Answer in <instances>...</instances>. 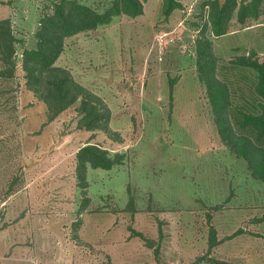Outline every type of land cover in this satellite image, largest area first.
Returning <instances> with one entry per match:
<instances>
[{"label": "rangeland", "instance_id": "1", "mask_svg": "<svg viewBox=\"0 0 264 264\" xmlns=\"http://www.w3.org/2000/svg\"><path fill=\"white\" fill-rule=\"evenodd\" d=\"M54 1L0 0L18 41L15 76L0 80V92L12 90L0 98V264H264V184L220 141L198 80V25L213 0H175L169 16L164 0H146L141 15L64 40L54 67L109 113L95 131L80 129L78 101L48 122L25 84L22 51L34 47ZM78 1L102 12L113 0ZM206 36L231 111L251 112L260 101L255 73L231 61L264 59V8L243 25L233 17L222 37ZM87 144L126 158L111 170L87 167L90 202L80 212L76 153Z\"/></svg>", "mask_w": 264, "mask_h": 264}, {"label": "trees", "instance_id": "2", "mask_svg": "<svg viewBox=\"0 0 264 264\" xmlns=\"http://www.w3.org/2000/svg\"><path fill=\"white\" fill-rule=\"evenodd\" d=\"M145 1L113 0L111 5L99 12L78 0H56L43 11L34 32V47H25L22 51L21 62L25 72V84L46 105L48 122L78 101V111L82 114L80 129L95 131L106 128L109 120L108 111L98 106L99 100L96 97L86 96V90L77 84L66 70L54 67V64L63 51L66 38L109 25L113 18L120 15L131 18L141 15ZM205 4L207 14L203 24L198 25L201 37L196 40L195 45L198 80L207 88L208 101L212 108L220 141L236 158L246 163L251 178L264 184V59L259 61L256 57H252V54L243 55L231 61V64L255 73L254 92L255 96L260 99L251 112L231 111L229 91L225 83L216 77L212 45L206 36L208 31L215 38L226 35L228 24L233 17L241 25L247 20L258 19L260 10L264 8V0H242L240 2L224 0L222 3L213 0ZM178 8L180 4L175 0H164L161 10L165 16H169ZM200 18H203L202 14ZM17 42L10 20L0 19V80L3 82H8L15 76ZM173 84L171 83L170 87ZM11 92L10 88L2 89L0 98L10 95ZM93 101H96V104ZM4 110L12 112L17 109L11 106ZM125 158L124 154L111 157L107 150L92 144L84 145L77 151L75 172L82 196L80 212L85 211L90 202L87 196V167L111 170L113 167L122 165ZM13 182H16V178ZM131 236L141 239L148 245H153L152 241L144 238L139 232L131 230ZM218 242L215 229L210 227L209 248L215 247ZM209 262L229 264L212 259Z\"/></svg>", "mask_w": 264, "mask_h": 264}]
</instances>
